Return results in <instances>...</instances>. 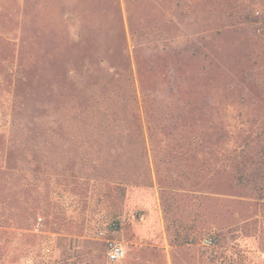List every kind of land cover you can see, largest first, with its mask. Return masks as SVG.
<instances>
[{
    "label": "rangeland",
    "instance_id": "obj_1",
    "mask_svg": "<svg viewBox=\"0 0 264 264\" xmlns=\"http://www.w3.org/2000/svg\"><path fill=\"white\" fill-rule=\"evenodd\" d=\"M0 264H264V0H0Z\"/></svg>",
    "mask_w": 264,
    "mask_h": 264
},
{
    "label": "built area",
    "instance_id": "obj_2",
    "mask_svg": "<svg viewBox=\"0 0 264 264\" xmlns=\"http://www.w3.org/2000/svg\"><path fill=\"white\" fill-rule=\"evenodd\" d=\"M100 236L104 237V234L100 233ZM104 247L108 262L118 263L124 259L125 251L119 242L111 239H104Z\"/></svg>",
    "mask_w": 264,
    "mask_h": 264
},
{
    "label": "trees",
    "instance_id": "obj_3",
    "mask_svg": "<svg viewBox=\"0 0 264 264\" xmlns=\"http://www.w3.org/2000/svg\"><path fill=\"white\" fill-rule=\"evenodd\" d=\"M211 242V241H210Z\"/></svg>",
    "mask_w": 264,
    "mask_h": 264
}]
</instances>
